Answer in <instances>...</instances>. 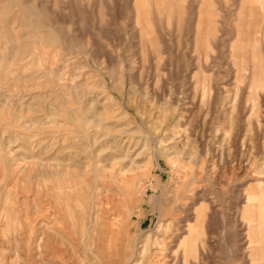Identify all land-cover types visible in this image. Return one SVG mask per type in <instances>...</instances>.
I'll return each mask as SVG.
<instances>
[{
  "label": "rangeland",
  "instance_id": "374dc122",
  "mask_svg": "<svg viewBox=\"0 0 264 264\" xmlns=\"http://www.w3.org/2000/svg\"><path fill=\"white\" fill-rule=\"evenodd\" d=\"M263 198L264 0H0V264H264Z\"/></svg>",
  "mask_w": 264,
  "mask_h": 264
},
{
  "label": "bare ground",
  "instance_id": "6f19581e",
  "mask_svg": "<svg viewBox=\"0 0 264 264\" xmlns=\"http://www.w3.org/2000/svg\"><path fill=\"white\" fill-rule=\"evenodd\" d=\"M200 21V20H199ZM240 35V34H239ZM16 54H17V52H16ZM237 63V62H236ZM45 66V65H44ZM247 68V67H246ZM70 69V68H69ZM245 70V69H244ZM243 70V71H244ZM239 72V71H238ZM256 73V72H255ZM62 74V73H61ZM258 76V75H257ZM260 81V80H259ZM259 84V83H258ZM211 89V88H210ZM95 177V176H94ZM189 177V176H188ZM191 177V176H190ZM192 178V177H191ZM185 179H187L186 177H185ZM193 181V180H192ZM123 183V182H122ZM183 185H185V183H186V181L185 180H183L182 182H181ZM96 184V183H95ZM131 184V183H130ZM259 184V183H258ZM125 186H127L126 185V183L124 184ZM179 185V184H178ZM195 185V184H194ZM123 186V185H122ZM61 187V186H60ZM99 187V186H98ZM128 187V186H127ZM127 187H126V190H127ZM179 188V187H178ZM69 189V188H68ZM94 189V188H93ZM103 189V188H102ZM124 189V188H123ZM183 189V188H182ZM104 190V189H103ZM125 190V189H124ZM129 190V192L131 193V191H130V189H128ZM96 191V190H95ZM105 191H106V189H105ZM127 192V191H126ZM203 192V191H202ZM259 192V191H258ZM58 193V192H57ZM93 193V192H92ZM107 193V192H106ZM185 193V192H184ZM250 193V192H249ZM61 195H62V193H61ZM128 195V194H127ZM201 195V194H200ZM247 195V194H246ZM252 195V194H251ZM84 196H86V195H84ZM110 196V195H109ZM132 196V195H131ZM174 196V195H173ZM250 196V194L247 196V198H246V202H247V207L245 208L246 209V211L248 212V213H250V214H252L254 217H258L259 215L258 214H256L255 212H253V208L255 207L254 206V204H253V199H254V196L253 197H249ZM58 198V197H57ZM190 198V197H189ZM95 199V198H94ZM120 199V198H119ZM128 199V198H127ZM37 200H39V199H37ZM36 200V201H37ZM106 200V199H105ZM129 200V199H128ZM131 200V199H130ZM88 201V200H87ZM102 201V200H101ZM118 202H120V200H117ZM94 202H95V200H94ZM112 202H113V200H112ZM130 202V201H129ZM183 202V201H182ZM257 202V201H256ZM263 202H264V198H263ZM90 203V202H89ZM105 203V202H104ZM122 202H120V204H121ZM103 204V203H102ZM112 204V203H111ZM91 205V204H90ZM103 205H105V204H103ZM110 205V204H109ZM109 205H108V207H109ZM118 205V204H117ZM130 205V204H129ZM161 205V204H160ZM184 205V204H183ZM258 205V204H257ZM102 205H100V207H101ZM107 206V205H106ZM122 206V205H121ZM182 206V205H181ZM260 206V205H259ZM58 207V206H57ZM163 207V206H162ZM184 207V206H183ZM202 207V206H201ZM47 208V207H46ZM56 208V207H55ZM91 208V207H90ZM117 208V207H116ZM164 208V207H163ZM176 208V207H175ZM49 209H50V206H49ZM92 209V208H91ZM90 209V210H91ZM108 210H109V208H107ZM113 209V208H112ZM118 209V208H117ZM171 209H173V207L171 208ZM192 209V208H191ZM46 210H48V208L46 209ZM100 210V209H99ZM114 210V209H113ZM113 210L111 211V212H109L108 213V211L106 212V211H100V213L99 212H97V213H95L94 215H91L90 216V212H89V216H88V218L90 219V218H92V219H94V221H95V224H98V223H100V222H103V226H102V235L100 234V233H98L99 234V236L98 235H95V231L94 230H92L91 231V233H88V229H85L84 230V233H87V235H85V237L83 238V240H86L87 241V244L89 245V246H91V245H93L94 246V249L95 250H99V246H100V240L102 239V238H100V237H106L107 235L111 238L112 236V234L114 233V230H117V232L119 233L120 232V229H122V227H123V224H121L120 223V221H119V219H117V217H119V216H117L116 217V215H115V213L113 212ZM52 211V210H51ZM51 211H50V213H51ZM58 211V210H57ZM115 211V210H114ZM121 211V210H120ZM122 211H124V210H122ZM176 211V210H175ZM181 211V210H180ZM54 212V211H53ZM183 212V211H182ZM189 212V211H188ZM29 213V212H28ZM98 213H99V215H98ZM122 213V212H121ZM121 213L119 212V214L121 215ZM45 214V213H44ZM57 214V213H56ZM63 214V213H62ZM117 214V213H116ZM128 214V213H127ZM246 214V213H245ZM55 215V214H54ZM53 215V216H54ZM178 215V214H177ZM187 215V214H186ZM258 215V216H257ZM243 216H244V214H243ZM47 217H49V216H47ZM50 217H52V216H50ZM107 217H109V219H110V222H107L106 221V219H107ZM191 217H192V215H191ZM244 217H246V216H244ZM44 218V217H43ZM42 218V219H43ZM46 218V217H45ZM84 218V217H83ZM189 218V217H188ZM204 218V217H203ZM258 218H260V217H258ZM53 219H54V217H53ZM55 219H57V217L55 218ZM87 219V218H86ZM123 219V218H122ZM177 219H178V217H177ZM191 219V218H190ZM206 219H208V218H206ZM48 221H49V219H47ZM68 220V219H67ZM82 220V219H81ZM197 217L195 218V224H193V225H190V224H188V221H187V223H184L185 224V227H184V230L183 231H185L184 233H185V238H184V236H183V239H182V241H181V244H180V246L182 245V247H184L185 249L187 248V247H196V245H197V237H198V234H199V231H198V229H197V225H198V223H196L197 221ZM260 220V219H259ZM46 221V220H45ZM53 221V220H52ZM55 221V220H54ZM100 221V222H99ZM30 222V221H29ZM172 222H173V217H170L169 218V221H168V226H167V229H170V225H174V224H172ZM260 222V221H259ZM39 223V222H38ZM41 223V222H40ZM44 223V222H43ZM43 223H41V224H39V225H42ZM88 223H89V221H88ZM88 223H86V224H88ZM92 223V222H91ZM204 223V222H203ZM77 224V223H76ZM166 224V223H165ZM207 224V223H206ZM37 225V224H36ZM44 225H48V224H44ZM52 225V224H51ZM65 226V225H64ZM67 226H68V224H67ZM264 226V225H263ZM262 226V227H263ZM45 227V226H44ZM95 227V226H94ZM114 227H116V229H114ZM163 227H164V225H163ZM166 227V226H165ZM43 228V227H42ZM49 228V227H48ZM86 228V227H85ZM52 229V228H51ZM84 229V228H83ZM205 229V228H204ZM46 230H47V228H46ZM45 230V228L44 229H42L41 230V232L38 234L40 237V239L39 240H36V247H35V250L36 249H40V247H41V245H40V242L42 241V240H48V236H49V234H50V231H46ZM90 230V229H89ZM55 231V230H54ZM157 231V230H156ZM176 231V230H175ZM180 231V230H179ZM19 232H21V229H19ZM22 232H24V231H22ZM21 232V233H22ZM51 232H53V231H51ZM170 232V231H169ZM57 233H59V232H57ZM152 233V232H151ZM154 233V232H153ZM176 233V232H175ZM26 234V233H25ZM52 234H54V233H52ZM52 234H50V237L51 236H53ZM90 234H91V236H90ZM149 235H151L150 234V232L148 233ZM157 233H155V235H156ZM262 237H263V240H264V231H262ZM23 235V234H22ZM56 235V234H55ZM101 235V236H100ZM124 235V234H123ZM158 235V234H157ZM182 235V234H181ZM257 235V234H256ZM58 236H60V235H58ZM58 236H55V237H58ZM152 236V235H151ZM163 236V235H162ZM175 236V235H174ZM177 236V235H176ZM24 237V236H23ZM153 237H154V235H153ZM152 237V238H153ZM60 238V237H59ZM63 238V237H62ZM82 238V237H81ZM156 238H158V237H156ZM160 238V237H159ZM169 238V237H168ZM176 238V237H175ZM247 238V237H246ZM252 238V237H251ZM255 238H256V236H255ZM49 239H51V238H49ZM67 239V238H66ZM124 239V238H123ZM161 239L162 240H156L155 241V238H154V241L155 242H153L152 244H150V246L148 245H145L143 248H142V252H144V253H147V254H151L152 253V251L155 253V252H157V251H160V250H163V249H165L166 250V248H168V247H165V243L163 242L164 240H163V238L161 237ZM171 239H174V238H171ZM248 239V238H247ZM59 240V239H58ZM146 240V239H145ZM179 240V239H178ZM250 240H252V239H250ZM142 241V240H141ZM171 241V240H170ZM80 242V240L78 241V243ZM177 242V241H176ZM48 243H50V242H48ZM170 243V242H169ZM51 244V243H50ZM49 244V245H50ZM102 244V243H101ZM106 244V243H105ZM175 244V243H174ZM47 245V244H46ZM54 245V244H53ZM168 245V244H167ZM173 245V244H172ZM55 246V245H54ZM53 246V247H54ZM141 246V245H140ZM177 246V245H176ZM179 246V247H180ZM44 247H49V246H44ZM44 247H43V249H44ZM87 247V246H86ZM108 247V246H107ZM170 247V246H169ZM50 248V247H49ZM74 248H76V247H74ZM80 248V247H79ZM82 248V247H81ZM80 248V249H81ZM85 248V247H84ZM89 248V247H88ZM141 248V247H140ZM43 249H42V252H43ZM46 249V248H45ZM87 249V248H86ZM85 249V250H86ZM49 250V249H48ZM47 250V251H48ZM85 250H83L84 252H85ZM164 250V251H165ZM179 250V249H178ZM36 251H40V250H36ZM45 251V250H44ZM141 251V250H140ZM187 251V250H186ZM41 252V251H40ZM39 252V253H40ZM42 252H41V254H42ZM63 252V251H62ZM65 252V251H64ZM84 252H83V254H84ZM171 252V251H170ZM47 253V252H46ZM46 253H44V254H46ZM66 253V252H65ZM91 253V252H90ZM109 253V252H108ZM30 254V253H29ZM59 254V253H58ZM76 254V253H75ZM74 254V255H75ZM82 254V253H81ZM93 254V253H92ZM96 254V253H95ZM94 254V255H95ZM112 254V253H111ZM142 255V254H141ZM148 255V256H149ZM162 255V254H161ZM51 256V255H50ZM63 256V255H62ZM86 256V255H85ZM96 256V255H95ZM182 256V255H181ZM97 257V256H96ZM99 257V256H98ZM151 257H153V256H151ZM157 257V256H156ZM155 257V258H156ZM178 257H180L179 255H178ZM75 258V257H74ZM93 258V257H92ZM153 259V260H151V258L150 259H148L149 261H147V263L146 264H158V260L160 259ZM158 258V257H157ZM165 258V257H164ZM169 258V257H168ZM192 258V257H191ZM51 259V258H50ZM64 259V258H63ZM66 259V258H65ZM76 259V258H75ZM74 259V260H75ZM94 259V258H93ZM100 259H102L101 257H100ZM81 260V259H80ZM99 260V259H98ZM103 260V259H102ZM108 260V259H107ZM163 260V259H162ZM175 260V259H174ZM62 261V260H61ZM84 261V260H83ZM83 261H81V262H83ZM92 261V260H91ZM94 261V260H93ZM141 261H143V260H141ZM78 261H76V263H77ZM140 262V261H139ZM178 262V261H177ZM21 263V262H20ZM93 263V262H92ZM95 263V262H94ZM113 263V262H112ZM137 263V262H136ZM135 263V264H136ZM143 263H144V261H143ZM142 263V264H143ZM261 263V262H260ZM17 264V263H16ZM65 264V263H64ZM85 264H87L86 262H85ZM101 264V263H100ZM171 264H176V261H173Z\"/></svg>",
  "mask_w": 264,
  "mask_h": 264
}]
</instances>
